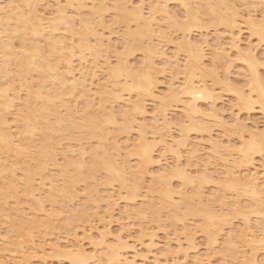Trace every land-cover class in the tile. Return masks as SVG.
<instances>
[{
	"label": "rangeland",
	"instance_id": "rangeland-1",
	"mask_svg": "<svg viewBox=\"0 0 264 264\" xmlns=\"http://www.w3.org/2000/svg\"><path fill=\"white\" fill-rule=\"evenodd\" d=\"M86 1H85V6H86L85 8L86 9L82 8L81 16L84 17V14H85V17L87 18L88 15L86 12H89L88 8H91L92 4L90 1H88V0H86ZM116 1H118V0H116ZM121 1H123V3L121 2L122 4L126 3L123 6L124 8L126 7V9H127V11L125 10V12L131 11L133 9L132 7H135V6L137 7V6H141L144 4L143 8H142V12L144 15H148V12H149L148 10H150V8H151L150 6L154 5V3L153 4L150 3L152 0H142L143 2H141V5H140V0H121ZM154 1L155 0H153V2ZM205 1L206 0L203 1L204 2V4H203V2L201 0H198V1L195 0V3H193L191 5L193 8H196L197 7L196 5H198V7L200 5V8L202 6V8H201L202 11L197 8L199 15L197 13L195 15L197 22H199L201 25H196V24L191 25V27L187 28L186 33H189L191 39H193V40H198V39L200 40L201 38H203L205 36H206L205 37L206 39L208 38L207 41L209 40V43H207V44L210 47L207 45V48H206V46H205V48H204L205 49L204 50V56L205 57L202 60V68H203V64H204L205 69L203 68V70L206 72V74H200L198 71H196V73H199V75L195 74V76H198V77H196L194 79H196L195 81H199L200 76H201V80L202 81L205 80L204 82H205V84H207V86L209 85V87H213V89H212L213 97L210 100L206 99V101H205V99L204 100L203 99L198 100V105H199V108L201 109L200 113H204V111H205V113H207V114H205V113H204V115H202L200 113L199 114L197 113L196 115L190 114V116L193 119L195 118L194 120L197 119L198 121L200 119L199 118L200 116L201 117L204 116V117H202L200 122H201V124H203V126L209 125V127H207L208 132L207 131L205 132V130L204 131L202 130V132H201V130L199 131L198 129H196V127H191V125H189V123H190V120L188 118L189 114H188V116H186V114L188 112H186V114H184V112H183L184 106H183L182 102H175V103L172 102L169 104L168 107H166L167 110L165 113L166 114L165 118L167 120L166 119L165 120H166V122L169 121L170 124H168V122H167L168 127L165 126V124L163 123L164 120L162 119V116H159V117H158V115H157V117L155 116L157 114L155 111L156 107H157V105H156L157 102L154 101L156 99L153 100L151 97L150 98L149 97L148 98L143 97V106L145 109L144 110L145 113H142L143 115L141 113L134 111V110L129 111V114L127 115V119L129 116V118H130L129 122L131 125L128 124L129 125L128 129L126 127L124 128V125H126V124L124 123L125 121H121L122 118H121V120L119 119L121 114L118 115L119 114L118 110H121L122 107H123L122 108L123 110L124 109L129 110L131 100L135 101L137 95H135L136 93L133 91H132L133 93L128 92L127 90L122 88L123 86H121V85L124 83V82H122V79H124V78L120 76L121 80L118 77L116 80V83L118 84V87H120L118 94H120L121 99H118V100L109 99L110 101L108 100L104 103V105L106 107L104 110L105 113L117 111L116 114L114 112L115 121L112 122L114 125H111V122L110 123L107 122L108 125L105 126L106 123H104V127H108V129H106V131L108 132V139L104 140V141L101 140L102 141L101 142V141H98V139H96V138H90L89 136L86 135V133L85 134L84 133L79 134L80 131H78V130H76V131L73 130L72 132H66V131L60 132L59 134L60 135L62 134V136H63V134H64V136H66V133H68L69 137H70V134L73 133L72 138L75 135V138L78 140H74V138L72 139L71 137H70L71 139L70 138L68 139V137H67V139L64 140V138H66V137L63 136L64 137V138L62 137L63 142L58 141V142H60V144L57 142V144L54 145L55 147H53V153L55 154L54 160H52L51 162L46 161L47 165H45L46 167H44L43 171H42L40 169L38 170L37 162H39L43 158L41 157L40 160H38V154H36V151L38 149V153H39V151L41 150V148L43 146L42 143L44 141H46V140H44V141L42 140L43 142L41 141V139H42L41 136H43V133H42V135H40V134L43 131L40 129H36L34 134L33 133L31 134L32 139L30 137H28V136H30L29 134L28 135L24 134L27 136V138H29L31 140V142L29 139L26 138V136H24V135H23L24 137L20 136V133L18 132L19 129L17 127L19 126V124L21 126L22 123L20 122V119L17 122V117L20 118L17 115L19 112L21 113V110L23 112V109H24V112H26L25 111L26 107H24L25 89L23 86H22L23 88L22 87L20 88L17 81H16V83L14 82L15 84H12V85H14V87H12V88L10 87L11 90L10 89L9 90L10 91H12V90L16 91V93L19 95V96L17 95L19 99L16 98L14 101L12 100L13 103L10 106L11 110H10V107H9V109H7L8 111L6 110V113H7L6 114V120H7L6 124H8V125L5 126V130L7 128L6 131H8V132H10V134H12L11 136H13L15 138V139L13 138V140H15V142L18 141L20 137L21 138L23 137L27 142L30 143L29 146H31V144H33L32 145L33 147L30 150L33 153L30 152L27 154V152H26V153L20 154L19 156L18 155L14 156V151H10V152H4V151L1 152L0 151V162H1V164H0L1 169L0 170H2L4 172L3 173L2 171H0V172H2L0 174V183H1L0 184V190L3 189V187L5 186L3 191L1 190V193L3 192V200L2 199L0 200L1 201L0 203L3 204V206H4L3 210H0V217L2 218V219L0 218V220H1L0 221V255L2 254L0 256L1 257L0 260H3L5 257V260L7 259L6 262L8 264H12V260L15 263H16V261H18L17 264H20V263L21 264H69V260H68L67 256L65 255L64 251L72 250V249L74 250L76 247L80 246L81 248H83L85 250L86 254H88L90 256V259H88L85 264H101V263L103 264V262L106 261V259L104 257H102V260L99 259V262L97 259L99 257V255L101 254V251L103 250V246L104 247L106 245L116 246L118 243L122 242L126 246V248L123 250L124 257L127 258V260L131 259L129 261V262H131V264H149V263L154 264L155 262H157L158 264H167V262H168V264H170V263L171 264H195L194 262L197 259V256H198V260H201L200 261L201 264H249L246 261L243 262V260L245 259L243 254L245 255V251H246V255H249V256H252V254L254 255L255 261H254V263H251V264H264V245H261L260 246L261 248H259L257 250V252L256 251L254 253L251 252L252 254H250L249 249H247V247L245 249V247L242 246V243H240L238 241V239L235 237L238 235V232L240 231L241 228L243 229V227L245 228L247 226V223L249 226L251 225V229L255 234H259L261 232V229H264V184H263V181H264L263 180L264 179V147H263V152L261 153V155L260 154H254L252 156L253 161H252L251 165L244 166V167L241 165L239 167L236 164L239 161V158H238L239 155L237 154L238 148L239 149L241 148V141L246 140L248 138V131L256 130L257 132L258 131L261 132V130H262L264 132V114H263V112L259 111L258 108H255L251 111H247L245 109L240 110L238 108V102L236 99L237 96L235 93V90H236L235 88H237V89L240 88L241 90H242V88H244V93H248V90L251 87L250 85H248L249 84L248 81H251V79H250L251 69L249 66H247L246 61L239 59L240 58L239 55L236 56L237 51H238L235 48V47H237V46H235L236 44H239V46H238V48L240 47L239 50L241 49V47L243 48L241 50H244L245 46H247V45L250 46L251 44H252L251 46H254V47L256 46V48H255L256 51L254 50V52H255V55L257 53V56H258L257 58L260 60V62L257 61L258 65L254 66V68H255L256 72H258L259 75L264 79V40L262 41V43L261 42L258 43L257 42L258 40L256 39V37H254L251 34L249 35L250 31H249V29H247L248 25L246 23L247 22V20H246L247 14L250 12L252 13V14L250 13V16H252L253 18H255V17L259 18L261 16L260 11H264V8H263L264 6H262V5H264V0H262V2H261V0H256V1H258L255 5L256 10L254 9L255 10L254 11L253 7H252V9L250 8L251 10H249V9L247 10L248 13L246 11L247 8H245V6H243V5L241 6L240 2H243V0H241V1L240 0H227V1L225 0V3L228 2V4H225V6H223V4H222L223 9H222V7H221V9H222V11L224 10V14H225V10H226V16H228L227 22H228V20H231L230 22L232 24H234V26H235V28L233 30V34L230 31H228L229 27L222 24V23L226 22V20H225L226 17H225V19H223V17L221 15H219L220 12L218 14L219 16L217 15L216 12L215 13L211 12L213 17H212V15H210V13H208V12H210V11H208L209 3H215V1L217 2V0H209L210 2H205ZM251 1H255V0H251ZM9 2H10V4L11 3L17 4L18 0L15 1V3L12 2V0H1L0 1L1 4L2 3H3V5L5 4L3 6V7H5V9L11 8L12 4L10 5ZM88 2H90V3H88ZM113 2H114L113 0H105V2L103 3L102 6H104V4H106L104 6L106 11L105 10H104V12L101 11V17H102V21L106 22V24L105 23L104 24L107 25V28L109 29V27H110V29L112 30V32L114 31V33H112L111 30L109 29L110 34H111L110 35L108 29L103 28V30H102V28L100 29L99 27H97L96 31L99 32V34L102 33L101 34L102 36L104 33V36L107 39L109 37V40L107 41L108 42L107 45L108 44L112 45L113 48L116 47L119 50V52H122L123 47L119 46V45L122 44L124 46V44H123L124 41L123 40L121 41L120 33H123L122 30H124L126 28L125 27L126 23H125V25H123L122 23L118 24L117 22H116L117 24H113L115 22L112 23V21L114 20L113 16H115L114 15L115 10H114V7L112 6V4H114ZM178 2L179 1L170 0L167 3L168 5L167 4L166 5H167V8L169 7L168 8L169 12L170 11L173 12L171 15L174 16V15L178 14L177 19L179 18L180 21H182V23H183V21L186 19V18L184 19V12H185L184 10L185 9H184L183 5L180 2H179L180 3L179 4ZM260 2H261V4H259ZM54 3H55L54 0H40V1L37 0V2H36L37 7L35 6V10H37L36 12L38 13L39 16H41L40 14L43 13L42 14L43 17H46V19L50 18L54 14L53 13L54 12L53 8L55 7ZM198 3H200V4H198ZM218 3H220V2H217L215 4H218ZM231 3H233L232 7L230 6ZM8 4L10 5L9 7H8ZM86 4H88V5L90 4V5L88 6ZM94 4L97 6L98 3L94 2ZM204 5L206 7H204ZM220 5L218 7H220ZM204 8L206 9V11ZM261 8H262V10H261ZM50 11L52 14H50ZM39 12H41V13H39ZM221 13L223 14V12H221ZM158 14L156 13L154 15L155 19L152 20L153 23L151 22V26H153V27H150V33H151V31H154V32L149 34L150 38H147L148 35L143 36L141 38V41L144 44H147V43L151 44V43H155V42L158 44L159 42H162V43H159L160 46L159 45L158 46L160 47V49L162 51L165 52L166 56H164V57L162 56V58L159 56L158 57L152 56V58H151V61H152L151 72L153 71L154 64H155L154 71L156 70L155 72H158V74L157 73L153 74L154 71L151 73L154 80H155V78L158 79V80L156 79L157 83L154 85V89H155L154 93H156L157 95L158 94L161 95L163 93L166 94V87H168V85L171 83L169 79H172V77L174 79L175 85H177V84L180 85L181 81L182 82L184 81V79H185V76H184L185 69L184 68H185L186 63H187L185 61H187V59H188V58L186 59V57H187L186 55L188 52L185 48H184L185 49V51H184V50H181L183 47L180 49V47L177 46L181 42L180 39H182V37H180L181 32H180L179 28L177 27V25H175V23L173 24V21H172V24H173L172 25L170 23V21H168V20H170L169 18L168 19L166 18V21H167L166 22L165 21V17H166L165 14L164 15L163 14L161 15L160 13H158ZM180 14L182 15V17ZM96 16L97 15L94 16V21H95ZM99 16H100V14H99ZM99 16H98V19H99ZM216 16L218 18L222 17L223 22L221 23V21H220L219 22L220 24H218V23L216 24L217 20L215 19V23H212V20L210 21V19L211 18L213 19L214 17L216 18ZM91 17L92 16H90V18ZM162 17H164V18L162 19ZM219 19L221 20V18H219ZM232 19L234 21H232ZM263 19H264V16H263ZM96 20H97V18H96ZM129 21L127 23L128 26L130 25L129 28L135 29L136 23L133 24V21L130 19H129ZM202 21H203V23H201ZM230 22H228V23L231 24ZM168 23L170 26L168 25ZM204 23H205V25H204ZM229 24H228V26H229ZM62 25L63 24H61V26ZM76 25H78L77 24V17H76ZM58 26H60V25H58ZM61 26L59 28L63 29L64 25L62 27ZM94 26H95V24H94ZM140 26H142V25L140 24L138 27L140 28ZM94 28H96V26ZM177 28L179 31L177 30ZM227 28H228V30H227ZM104 29L106 31H104ZM151 29H153V30H151ZM56 30H58V27ZM98 30H100V31H98ZM62 32L63 31H60V29H59V34H57V36L66 33V31H64L63 33ZM55 33H58V32L55 31ZM230 33L233 35V37H231L232 35ZM152 34L154 35V37L152 36ZM65 35H67V33ZM234 37L236 39V42L233 40ZM106 38H103V40H104L103 46L101 47V49L99 48V54L100 55H99V59H98V63H97L98 67L96 68L97 70H95L96 75H95V77H93V79L88 78L92 82L91 83L88 80L89 83H91V85L86 83L87 86H90L89 88L92 90V91H90L92 98L90 97L89 100L90 99H92L91 101L94 100L92 102L94 104V107L89 106L86 108V106L84 104V100H85L84 98L85 97L84 96L82 97L80 95L78 97V94H80L79 93L80 91L79 92L77 91L78 94L76 92V93H73V95L65 97L67 100L70 101V102L69 101L68 102L71 103L72 106H74V104H75L74 107L76 109V112L79 111L78 112L79 116H80V114L81 115L83 114L86 118H89V117H92L93 116L92 114L97 111L96 110L97 107H96L95 103H97L99 100V92L101 89L100 86H102V84L106 80V66L103 64L104 63L103 57L105 55L104 49L107 47L106 42H105ZM151 38H152V40H151ZM169 38L170 39L172 38V39L168 41L167 39H169ZM218 38H219V41H218ZM231 40L236 44L234 45V43H232ZM149 41H153V42H149ZM14 42H15L14 44L17 43V41H14ZM229 42H230V44H229ZM114 43L116 45L115 47H114ZM216 43L219 44L220 46L216 45ZM231 43H232V45H231ZM255 43H257V44H255ZM230 45H231V47L234 45L235 46V47L233 46L234 49H233V47L231 48ZM15 47L16 48L18 47V43L16 44ZM116 48L114 49L115 52L118 51ZM212 50H214V51H212ZM218 51L220 52L218 54V57L223 56V58H218V57L216 58ZM221 51L225 52V55H223L224 53ZM115 52H109L108 53V55H110L109 61H110V63H112L111 65H113L116 62L115 61V54H116ZM85 53L88 55L87 51ZM214 53L216 54L215 56L213 55ZM143 56L144 55H143L142 51L136 50L127 56L128 63H130V65L133 67H137L136 65H138L139 62L144 60ZM88 58L91 61V57H87V59ZM73 59L76 60L77 58H73ZM75 60L73 61V65L75 67H78L79 63H77V61H75ZM89 60L87 63L81 64V67L82 66L84 67V65H85L88 68ZM169 63L173 66H171ZM184 64H185V66H184ZM90 67H91V64H90L89 68ZM11 68H14V67H11ZM159 71L160 72L162 71V72L160 73ZM182 72H183V74H182ZM33 73H32V76L34 77L33 79L36 80L37 75H36V73H34V74ZM76 73H78V72L76 71ZM214 73L216 74L215 77H218V79L216 78L217 79L216 81L214 80L215 77H213ZM258 73H257V75H258ZM154 75H155V78H154ZM225 77H226V79H224ZM261 77H260V79H261ZM124 81H125V79H124ZM227 81L229 83L226 84ZM172 82H173V80H172ZM2 83H3V81L1 82V84ZM94 87H96V88H94ZM98 88H99V90H98ZM156 89H157V91H156ZM93 92H94V95H93ZM253 94L255 95V93H253ZM8 95L10 97H12L13 94L11 92H8ZM93 96H94V99H93ZM185 98H186V96H182L181 100L186 101ZM214 99H215V101H214ZM185 101H183V102H185ZM211 101L214 104V108L217 111L218 110L220 111V112L218 111V113H220V115L214 111V116H215V114H218V115H216V116H219L218 119L221 118L223 120L222 126H219V122L220 121L222 122V120L219 119L220 121L217 123V120H218L217 117L215 116L216 117L215 118V117H213V114L211 115V112H213L212 111L213 106L211 107V105L209 104V103H211ZM76 102L77 103L79 102V103L77 104ZM114 102H117V103H114ZM71 104H69V107L71 106ZM98 105L99 104H97V106ZM19 106H21V107H19ZM22 106H23V109H21ZM72 106H71V108L73 109L74 107H72ZM79 106H80V108H79ZM119 106H121V108ZM208 107H210L211 110L208 109ZM93 108H95V109L93 110ZM117 108H119V109L117 110ZM52 110H53V108H52ZM202 110H203V112H202ZM74 111L75 110H73L72 112L77 116L76 118L78 119V115ZM16 113H17V115H16ZM20 113H19V115H20ZM63 113H65V111H63ZM14 116H15V118H14ZM205 116L208 118H205ZM234 116H236L237 118H235ZM12 118H14V121ZM49 119L50 120L53 119L51 115L49 117H47L46 120H49ZM79 119H80V117H79ZM79 119H78V121H79ZM44 120L45 119H42L41 121L43 122ZM46 120L44 121L45 124H47ZM153 120H155V121H153ZM156 120H157V122H156ZM202 120L203 121L205 120V125H204V123H202ZM198 121H197V123H198ZM50 122H52V120ZM191 122H192V119H191ZM224 122L227 124L226 127H224V125H225ZM237 122H238V125H237ZM239 122H240V124H242L241 127H240ZM15 123L17 125H15ZM126 123H128V121ZM162 123L164 126L162 125ZM243 124L245 125V127L243 126ZM181 125L184 127V129L185 128L187 129L188 126L190 129L189 130L185 129V131H184V129H182L183 127ZM220 125H221V123H220ZM8 126H10L11 128ZM141 127H143L144 129ZM247 127H249L250 130H249V128L247 129ZM191 128H193V129H191ZM194 128L196 129L195 131H194ZM8 129H10V131ZM110 129H111V133H112V131L115 130L116 133L113 132V134H116L118 136L117 137H116V135H115V137H114V135L112 136L109 132ZM141 130H143V133L147 137V140L155 145L153 148V152H152V155L154 157L153 159H155L153 161H155V162H154V164L152 163L148 166L146 173L143 174L142 177L140 176V180H139L140 185H139L138 190H136V192H134V194L136 196L133 198V200L128 201L125 199L127 196V193L125 192L124 189L120 188L118 182H113L111 184H107L106 180H105L106 174L104 175L105 171L103 173V170H100V171L98 170V171H96V173L93 176L92 175H91V177L89 176V178H88V175H87V177L83 178V176H84V173H83V176H82L83 179H79V181L78 180L75 181V184H73V187L70 191L71 196L69 195L71 197V199L65 198L64 199L65 202H61L60 200H62V199L58 200L56 198V203H53L51 201H50L51 203L49 202V197H50V193L48 191L49 186H45V184L43 186V184H41V183H43V182L47 183L48 179L50 180L51 177L52 178L54 177L53 179H55V180H53V181L55 182L58 179L57 184H61L63 186V184H62L63 181L61 179H63L64 176L62 177L60 175L61 171L58 170V169H62L61 166L63 167V165H62L63 163H61V161L63 162V159H62L63 155L66 154V156L67 155L71 156V158L74 160L75 157H77V156L74 153L73 154L75 155V157H74V155L72 156V152H71L72 149H74V152H75V149L80 150V148L81 149L83 148L89 152V150H92L95 148L96 151L99 150L98 152H100L102 149H101V147H98V146L101 145L100 143H102V144L104 143L103 145L108 146L109 153L111 155H113V157L116 159V161L118 163H122V162L126 161L125 162L126 164H129L130 166H133L134 168H136V166H137L136 164L138 163V159H137V157H135L133 155L131 156L130 152H131V148H133V146H134V143L137 142L136 139L138 138L137 136L139 135V132H141ZM82 131L85 132V130H82ZM75 133H77V134H75ZM77 135H80V137L82 135V137L79 138V136H78V138H77ZM83 136H85V138ZM160 136H164V139L166 142L165 145H163L159 141ZM37 137H38V139H37ZM262 137H263V135H262ZM242 138H243V140H242ZM212 139L213 140L216 139L215 142H217V140H218V142H220V144L222 145L221 148L220 147H219V149L217 148L219 150L218 152L216 149L212 150V147H211V143H213L211 141ZM261 140H263V139H261ZM209 142H210V144H209ZM263 142H264V140L262 141V143ZM47 143L48 142L45 143V146L47 145ZM69 143H71V144H69ZM78 144H79V146H77ZM40 145H42L41 148H40ZM111 145L117 146V149L110 148ZM62 146H64V147H62ZM164 146H166V147H164ZM226 146L229 147V149H227V153H226V149H224V147H226ZM263 146H264V144H263ZM78 147H80V148H78ZM39 148H40V150H39ZM167 148H169L170 150ZM65 149L71 150L70 153ZM34 150H35V153H34ZM62 150H63V154H62ZM193 150H195V151H193ZM64 151H66V152L64 153ZM76 152H78V150ZM86 154H85L84 158L86 157ZM226 154H228V155H226ZM21 155H22V157H21ZM31 155L34 156V158H33L34 160L30 159L31 157H33ZM175 155L177 156V158ZM191 156H192V159H191ZM23 157L27 161L24 160V162H23ZM39 157H40V155H39ZM89 158H90V156L88 153L87 157L85 158V161H86V159H89ZM221 158H224L223 161ZM29 159H30V162H29ZM176 159H179L178 163H177ZM31 160H33V161H31ZM34 161H36V162L34 163ZM53 161H55L56 163L55 162L53 163ZM174 161H175L176 165H175ZM25 162L28 163V164L26 163V165H28V166H24ZM57 162H58L59 166H58ZM179 162H181V164H183V165H185V163H186L185 167H188V169H190L189 170L190 172L193 171V173H191V175H194V178H197L199 180V178L203 179L202 176H204V178L206 176L205 181H203L202 184L200 183L201 187H199L200 191L202 192L201 198H196V196L193 195V191L195 190L194 187H196V186L198 187V185H199L196 182V179H194L193 184L190 183L189 185L188 184L186 185V183H184L181 180V178H178L177 176H173V175L170 176L171 175L170 173H169L170 175H168V172L170 170V168H168V167H171V169L175 168V167H173L172 164H174V166H180L181 164ZM187 162L190 165V168H189V166H187L188 165ZM234 162H235V166L233 165ZM29 163H31V164H29ZM165 163H166V165H165ZM228 164H229V166H228ZM52 165H55V166L53 167ZM164 165L165 166L168 165V166L165 167ZM169 165H171V166H169ZM2 167H3V169H2ZM160 167H162V168H160ZM30 168L32 169V171L30 170ZM68 168L69 167H67V170H68L69 176H70V173H71L70 170L73 168L72 167H70L69 169ZM167 168H168V170H167ZM204 168H205V170H204ZM227 168H228L227 171H230V170L233 171L234 175L236 174V176H238V177L247 176V175H252V176L258 177V182L260 181L258 183L260 185V187L258 185V190L260 191L259 192L260 195L258 193V195L255 198V196L251 197V194L247 191H246V193H244V190H238V191H235V193H234V190L232 191L229 188L221 187L218 181L223 179L225 169H227ZM161 169L162 170L164 169L165 171H162ZM25 171L28 172L27 174H29V171L31 172L29 176L31 177L30 182L32 184V188H34V185L36 186L33 190V192H35L34 197L37 196L36 198H38V195H39L38 189L41 191L40 186H43V189H45V191H44L45 194L42 193L43 191H41L40 195H39L40 197H43L42 199H40V200H42V203H43V210L44 211H42V212H38V211L36 212V210H34L31 207L32 203H33L32 200L34 197L30 198V196L29 197L27 196L28 198H26V195H24L22 193V192H24L23 187H25L24 181L27 179V177H26L27 174H25ZM40 171H41V173H40ZM160 171L162 174H164V173L167 174V181L169 178V181H168L169 182V188H170V190H173V191H171V192H173V194H172L173 197H171L170 200H172V203L173 202L174 203L176 202L177 204L180 203L179 205H180V207H182V208H180V211H178L179 217H176L177 212L172 211V208H171L169 203H166V205L163 208L158 210V208L160 207L161 200L159 198L158 193L153 192L151 190L150 186L152 185L151 181L154 180V177L156 175L157 176L161 175ZM249 172H250V174H249ZM252 172H253V174H252ZM73 173L74 172L72 170V176H73ZM204 173H207L210 176H208V178H207V175L206 174L204 175ZM43 174H45V176ZM22 175L25 176V178H26L25 180L23 179L24 181L22 179H19V178H23ZM85 176H86V174H85ZM127 176H128V178L131 179L130 173H127ZM211 176L213 178H209ZM67 177H68V175H67ZM3 179L5 182L3 181ZM11 179H13L16 182V187H15L14 191L9 187V182H10L9 180H11ZM33 181H34V183H32ZM58 181H59V183H58ZM129 182L131 183V181H129ZM17 183H18V185H17ZM21 183H22V186H21ZM39 183H40V185H39ZM49 183L50 182H48V185H49ZM261 184H262V186H261ZM19 185L21 187L18 188ZM16 189H18V190H16ZM35 189H37L36 191L38 193H36ZM96 190H98V191H96ZM15 191L17 192L18 196H17V194H15ZM47 192L49 193V197H48ZM36 194H38V195H36ZM109 194L112 197L109 198L108 197ZM58 195H59V193H58ZM181 195H182V198H181ZM19 196L21 197V200H20ZM186 196H187V198H186ZM188 196H189V198H188ZM92 197L94 199H97V202L92 201L91 200ZM16 198H17V201H16ZM58 198H59V196H58ZM46 199H47V201H46ZM208 199H210V201ZM4 200H5L6 206L4 205V202H3ZM19 200H20V202L18 204L17 202ZM180 201H182L185 204L186 208H187V206H191V207H193V206L198 207L200 205L202 206V204H206V202L208 203V201H209V203H211L213 210L216 213L224 215V217H225L224 222H222L220 220H216V219L214 220L215 222L219 223L221 228H222L220 231H218V233H216V230L213 226L208 227L209 231H211V232L215 231V233L217 235L215 237L216 238L215 243L209 244L207 242V235L201 230L202 226H203V214H201V213H197L195 215L187 214V211L184 209V206H182L183 203L181 204ZM255 201L259 203L256 205L257 207H255V204H254ZM52 203H53V205H51ZM62 203H64V204H62ZM151 203H153L152 204L153 207L151 206ZM54 204H56V205H54ZM246 206H248V207H246ZM1 207H2V205H1ZM53 208L55 211L53 210ZM61 208H62V210L60 212ZM63 208H65L64 209L65 211L63 210ZM13 209H14V211H13ZM155 209L158 211L152 212ZM256 209L258 211H256ZM17 211H19V212H17ZM56 211H58V212H56ZM3 213H4V215H3ZM17 213L20 215H18L16 217ZM48 214H50V215H48ZM244 215H246V216H244ZM6 216L8 217V219ZM18 217H19V219H18ZM24 217H25V221L29 220V223L32 222V221H30L31 218H32V220L37 221L38 223L34 222L35 223V224L33 223L34 226L32 224L27 226L26 224H28V223H26L27 222L26 221V222H24V225H26V226H24L22 224V222H19V221H24V220H22V219H24ZM244 217H247L249 221L245 220L246 218L244 219ZM16 220L17 221L19 220L18 223L20 225H18ZM42 222H44V224ZM244 224H246V225L244 226ZM20 226H22L24 228L25 227L30 228V226H31V228L32 227H34V228L31 229L32 231H30L29 234L25 233L27 235H23V237H22L20 234L23 231L22 230L20 231V229H19ZM9 230L11 231V234H10ZM13 231H14V233H13ZM15 231H17V232H15ZM105 231L107 232V234L104 237V244L103 243L97 244L100 242V235L103 232L105 233ZM8 233L10 234V236ZM230 233L232 236L230 235ZM4 236H5V238H4ZM190 236L192 238H190ZM151 237H152V240L154 242L153 245H150V238ZM227 237H229V239L232 237L231 239L234 240V242H235V247H233V248L229 247L230 248L229 250H228V248H227V250H225L226 246H228L226 244L227 243L226 242ZM1 240H3V241H1ZM180 241H181V244L183 246L180 244ZM14 242H16V243H14ZM18 242H20L19 244L21 246L18 245ZM53 244H55V246L57 245V250H54L53 248H51V245L54 246ZM95 244H97V245H95ZM179 244L181 246L180 248L177 247V245H179ZM17 245H18V247H17ZM185 251H186V253H185ZM94 255H96V256L91 258V256H94ZM154 260H155V262H153ZM166 260H167V262H166Z\"/></svg>",
	"mask_w": 264,
	"mask_h": 264
},
{
	"label": "bare ground",
	"instance_id": "bare-ground-1",
	"mask_svg": "<svg viewBox=\"0 0 264 264\" xmlns=\"http://www.w3.org/2000/svg\"><path fill=\"white\" fill-rule=\"evenodd\" d=\"M15 1H17V0H12V2H14V3H15ZM35 1L37 2V0H18L17 4L15 3L16 5L12 4V3H11L12 5H11L9 2V4L11 5V8H9V9H5V7H3L5 4L3 5V3L2 4L0 3V151L1 152H3V151L4 152L14 151V156H17V155L19 156L20 154L26 153V152H27V154L30 153L31 152L30 150L33 147L32 146L33 144H31V146H29L30 143L27 142L23 138L24 136H26L24 134H27V135L29 134L30 136H28V137H30L32 139L31 134L32 133L34 134L36 129H40L43 131L40 134V135H42V133H43V136H41V138H42L41 141L42 140L43 141L46 140V141H44V142L42 141L44 144L41 142L44 147L42 145H40V148H41V146H42V148H41V150L39 148V150H40L39 153H38V149H37L36 154H38V160H40L41 157L43 158L39 162H37L38 170L40 169L43 171V168L46 167L45 165H47L46 161L51 162L52 160H54V156H55V154L53 153V147H55L54 145H56L58 141L63 142L62 137L64 136V134L62 136V134L61 135L59 134L60 132H65V131L66 132H72L73 130H75V131L78 130V131H80L79 134H81V133L85 134L86 133L87 136H89L90 138H96V139H98V141L107 140L108 139V132L106 131V129H108V127H104V123H106L105 126L108 125L107 122H109V123L111 122V125H114L112 122L115 121V115H114L115 111L105 113L104 110L106 107H105L104 103L106 101H108L109 99H114V100L121 99L120 94H118L120 87H118V84L116 83L117 78L118 77L120 78V76L125 79V81H124V79H122V82H124L121 85V86H123L122 88L127 90L128 92L133 91L136 93L135 95H137L136 100L134 99L135 101L131 100L129 110H125V109L123 110L122 109L123 107L121 108V106H119L121 108V110H118L119 108H117V110L119 111L118 115L121 114L119 119L121 120V118H122L121 121H125L124 123L126 125H124V128L126 127L128 129L129 125H131L129 122V119H130L129 116L127 119V115L129 114V111L134 110V111L141 113V114L145 113L144 112L145 109L143 106V97H147V98L151 97L153 100L156 99L154 101L157 102L156 103L157 107L155 110L157 114L155 116L156 117H157V115H158V117L162 116V119L164 120L163 123L165 124V126H167V122H168V124H170L169 121L166 122L167 119L165 118V116H166L165 113L167 110L166 107H168L169 104L172 102L173 103L182 102V104L184 106L183 107L184 108V111H183L184 114H186V112H188L186 114V116H188V114H189V117H188L190 120L189 125H191V127H196V129H198L199 131L201 130V132H202V130L203 131L205 130V132L206 131L208 132L207 127H209V125L203 126V124H201V122H200L202 117H204V116H202V117L200 116L199 121L196 119L198 121V123L196 120H194L195 118L193 119L190 116V114L196 115L197 113L199 114L201 112V109L199 108V105H198L199 99L200 100L205 99V101H206V99L210 100L213 97V95H212L213 87H209V85L207 86V84H205V82H204L205 80L204 81L201 80V76H200V80L198 79L199 81H195L196 79H194V78L198 77V76H195V74H198V75H199V73L200 74H206V72L203 70V68L205 69L204 64H203V68H202V60L205 57L204 56V50H205L204 48H205V46L207 48V45H208L207 43H209V40L207 41L208 38L206 39L205 35H204L205 37L201 38L200 40L198 39L199 40L198 41V40L191 39L190 34L186 33L187 28L191 27V25H195V24L201 25L199 22H197L195 15H196V13L197 14L199 13L198 9L201 10L202 6L200 8V5H199V7H198V5H196L197 7L193 8L191 5L193 3H195V0H175V1H179L185 9L184 10L185 11L184 12V19L185 18L186 19L183 21V23H182V21H180L179 18L177 19L178 14L173 16V15H171L173 12H171V11H170L171 13L169 12V10H168L169 7L167 8V5H168L167 3L170 0H155L154 2L152 0L150 3H152V4L154 3V5L153 6L149 5L151 8H150V10L147 9L149 11L148 15H144L142 12V8L144 5V4L141 5V2H143L142 0H140L141 6L132 7L133 9L129 12H125V10L127 11V9H126V7L125 8L123 7L124 4H126V3L122 4L123 1H121V0H118V1L113 0L114 1L113 3L115 5L112 4V6L114 7V10H115V12H114L115 16H113L114 20L112 21V23L113 22H115L113 24L122 23L123 25H125V23H126V25H127L129 19L133 21V24L136 23L135 29L129 28L130 25L129 26L125 25L126 28L124 30H122L123 33H120L121 41L122 40L124 41L123 42L124 46L122 44L119 45V46L123 47V51L119 52V50L115 47L116 45L114 43V47L118 50V51L116 50L118 53L115 52V50H114L115 48H113L112 45H109V44L107 45V43H108L107 41L109 40V37L107 39L104 36V33L102 36L101 35L102 33L99 34V32L96 31L97 27H99L100 29L102 28V30H103V28L108 29L107 25H105L106 22L102 21V17H101V11L104 12V10H105L104 6L106 4H104V6H102L103 3L105 2V0H96V1L95 0H88L91 2L92 5H91V8H88L89 12H86L88 15L87 18L85 17V14H84V17L81 16L82 8L84 9L86 7L85 6L86 0H54L55 7L53 8L54 12L52 11L54 14H53V16L51 15L52 17L47 18V19H46V17H43V15H42L43 13L40 14L41 16L38 15V13L36 12L37 10H35V6H36ZM196 1H198V0H196ZM201 1L203 2L204 0H201ZM90 2H88V3H90ZM94 2L98 3L97 6L94 4ZM205 2H210V1L206 0ZM217 2H220V3H218L219 5L221 4L220 7H218L219 6L218 4H215ZM217 2L215 1V3H209L208 11H210V12H208V13H210V15H212L213 12L214 13L216 12L218 15L220 12L219 15H221L223 17V19H225V17H226V19H225L226 22L224 21L225 23H222L223 22L222 17H219V18H221V20H220L217 16H216V18L215 17L213 19L211 18L210 21L212 20V23H215V19H216L217 20L216 24L217 23L220 24L219 22L221 21L222 24L229 27V30H228V28H227V30L233 34V30H234L235 26H234V24H232L230 22L231 20H228V22H230L231 24H229L227 22L228 16H226V10H225V14H224V10L222 11V9H223L222 4H223V6H225V4H228V2L225 3V0H217ZM257 2L258 1H256V0L255 1L243 0V2H240V3H241V6L243 5V6H245V8H247L246 9V11H247L248 9L251 10L252 7L254 10L256 8L255 5ZM261 2H262V0H261ZM261 2L259 4H261ZM9 4H8V7L10 6ZM198 4H200V3H198ZM203 4H204V2H203ZM232 4L233 3L230 4L231 7H232ZM86 5H88V4H86ZM262 6H264V5H262ZM204 7H206V6L204 5ZM221 7H222V9H221ZM261 10H262V8H261ZM205 11H206V9H205ZM221 12H223V14ZM260 12H261V14H260L261 16L259 18H257V17L253 18L252 16H250L251 12L248 13V11H247L248 14L246 17L247 18L246 23L248 25L247 29H249V31H250L249 35L251 34L254 37H256V39L258 40L257 41L258 43H260V42L262 43V41L264 40V19H263L264 11H260ZM39 13H41V12H39ZM156 13L157 14L160 13L161 15L165 14L166 15L165 21H166V18L167 19L169 18L170 20H168V21H170L171 24L173 21V24L175 23V25H177V27L179 28V30L181 32L180 37H182V39H180L181 42L177 46L180 47V49L183 47L181 50L185 51V49H186L188 52L186 55L187 56L186 59L187 58L188 59H187V61H185V62H187L186 66L184 64V66H185V68H184L185 69L184 81L183 82L181 81V84L179 83L180 85H178V84L175 85L174 79L172 77V79H169L171 83L170 84L168 83L169 85L167 84L168 87H166V94L163 93L161 95H159V94L157 95L156 93H154V91H155L154 85L157 83V81H156L157 78H155V75H154V78H155V80H154L153 76L151 74L155 68V64H154L153 71L151 72V69H152L151 68L152 67L151 58H152V56H157V57L159 56L161 58H162V56L163 57L166 56L165 52L162 51L159 47L160 46L159 43H162V42H159L158 44L156 42L151 43V44H149V43L144 44L141 41V38L143 36L148 35L149 37L147 36V38H150L149 34L154 32V31H151V33H150V27H153V26H151V22H152V20L155 19L154 15ZM50 14H52L51 11H50ZM99 14H100V16H99ZM95 15H97L96 16L97 20L95 18V21H94ZM90 16H92V17L90 18ZM98 16H99V19H98ZM76 17H77V24L78 25H76ZM181 17H182V15H181ZM212 17H213V15H212ZM163 18L164 17H162V19ZM232 21H234V20L232 19ZM201 23H203V21ZM227 23L229 24V26ZM61 24L64 25V26L62 25L63 29L59 28L61 26ZM94 24H95L96 28H94L95 27ZM140 24L142 26H140V28H139L138 26ZM58 25H60V26H58ZM168 25H169V23H168ZM204 25H205V23H204ZM57 27H58V30H56ZM178 28H177V30H178ZM59 29H60V31H63V32L66 31L67 35H65L66 34L65 33V34L57 36V34H59ZM105 29H104V31H106ZM109 29H110V27H109ZM109 29H108V31H109ZM151 30H153V29H151ZM55 31L58 33H55ZM98 31H100V30H98ZM111 32H112V30H111ZM112 33H114V31ZM109 34H110V31H109ZM152 36L154 37L153 34H152ZM231 37H233V35ZM103 38H106L105 42L107 45V47L104 49L105 55L103 57L104 58L103 64L106 66V80L104 81L102 86H100L101 89L99 92V100L97 103H95L96 107H97L96 108L97 111L92 114L93 115L92 117L86 118L83 114L82 115L80 114V116H79V114H78L79 111L76 112V109L74 107L75 104H74V106H72V104L69 103L70 101L67 100L65 97H68L70 95H73V93L80 91L79 92L80 94H78V92H77L78 97H79V95L82 97L83 96L85 97L84 98L85 99L84 104H85L86 108L89 106L94 107V104L92 103L94 100L93 101H91L92 99L89 100V98L91 97L90 91H92V90L89 88L90 86H87L86 83L91 85L92 82L89 79L90 78L93 79V77H95V75H96L95 70H97L96 68L98 67L97 63H98V59H99V55H100L99 54V48L101 49V47L103 46V41H104ZM171 39L169 38L167 40L169 41ZM151 40H152V38H151ZM233 40L236 42L235 37L233 38ZM14 41H17V43H18L17 48L15 47L17 43L14 44L15 43ZM218 41H219V38H218ZM149 42H153V41H149ZM232 43H234V42L232 41ZM232 43H231V45H232ZM229 44H230V42H229ZM235 44L236 43H234V45ZM255 44H257V43H255ZM216 45H219V44L216 43ZM231 45H230V47H231ZM251 45L245 46V48L246 47L247 48L246 49L244 48V50H241V49H243L242 47L239 50V48H240V47L238 48L239 44L235 45L237 47L234 46L238 50V51L236 50L237 51L236 56L239 55V57H240L239 59L246 61L247 66H249L251 69V71H250L251 72V75H250L251 81H248L249 82L248 85H250L251 87L248 90V93H244V88H242L243 91L240 88L239 89L235 88L236 90L235 89L234 90H235V93L237 96L236 99L238 102V108L240 110L245 109L247 111H251L255 108H258V110L263 112V114H264V79L259 75L258 72H256V70L254 68V66L258 65L257 61L260 62V60L257 58L258 57L257 53L255 55V52H254V50L256 51V49H255L256 46L254 47ZM234 47H233V49H234ZM136 50L143 52V55H144L143 59L144 60L141 61L142 60L141 59L140 60L141 62H139L138 65H136L137 67H133L130 65V63H128L127 56ZM86 51L88 52V55L85 53ZM212 51H214V50H212ZM109 52H115L116 53L115 54V61L116 62L113 65H111L112 63H110V61H109V56H110V55H108ZM221 52H223V51H221ZM219 53L220 52L218 51L217 55L215 53L213 55L214 56L216 55V58H217ZM223 53H224L223 55H225V52H223ZM87 57H91V61L89 60V58L87 59ZM73 58H77V59L75 60ZM218 58H223V56L218 57ZM74 60L77 61V63H79L78 67H75L73 65ZM88 60H89V66L91 64V67L89 68V66H88V68H87V66H85V65H84V67L83 66L81 67V64L87 63ZM171 66H173V65H171ZM11 67H14V68H11ZM76 71L78 73H76ZM155 71L153 72V74H155V73L158 74V72H155ZM196 71H198L199 73H196ZM33 72L36 73V75H37L36 76L37 79L35 78L36 80L33 79L34 78L32 76ZM257 73L259 76L257 75ZM182 74H183V72H182ZM215 76H216V74L214 73L213 77H215ZM260 77H261V79H260ZM216 78L218 79V77H215V79H214L215 81L217 80ZM224 79H226V77ZM88 80L91 83H89ZM120 80H121V78H120ZM172 80H173V82H172ZM2 81H3V83L1 84ZM16 81L18 82L20 88L23 86L25 89V95H24L25 98L23 97L25 103L24 102L23 103H24V107H26L25 108L26 112H24V109L22 106L21 109H23V112L25 114L22 112L21 109H20L21 113L19 112L20 115H19V113H18V115L16 113V115L20 117V118L17 117V122L20 119V122L22 123L21 126L19 124V126L17 127L19 129L18 132L20 133V136H23V135L24 136L22 138L20 137L19 140L17 139L18 141L15 142V140H13L14 137L11 136L12 134H10V132L6 131L7 128L5 130V126L8 125V124H6L7 123L6 110L9 109V107L11 106V104L13 103V101L16 98L19 99L18 98L19 95L16 93V91H14V90L10 91L11 88L14 87V85H12V84H15ZM227 83H229V82L227 81L226 84ZM94 88H96V87H94ZM98 90H99V88H98ZM156 91H157V89H156ZM8 92H11L13 94L12 97H10L8 95ZM253 93H255V95ZM93 95H94V92H93ZM182 96H186V98H185L186 101L183 100L186 103L181 100ZM93 99H94V96H93ZM214 101H215V99H214ZM68 103L71 104V106L74 108L72 109L71 106L69 107ZM114 103H117V102H114ZM97 104H99V105L97 106ZM209 104L211 105V107L213 106L212 107L213 112H211V115L213 114V117H215L218 114L220 115V113H218L219 110L217 111L214 108V104L212 103V101ZM19 107H21V106H19ZM52 108H53V110H52ZM79 108H80V106H79ZM94 109L95 108H93V110ZM208 109L211 110L210 107H208ZM10 110H11V107H10ZM73 110H75L74 112L77 113L78 119L80 117L79 121L76 118L77 116L72 112ZM203 110H202V112H203ZM63 111H65V113H63ZM214 111L218 113V114H215V116H214ZM116 113H117V111L115 112V114ZM204 113H205V111H204ZM204 113H200V114L204 115ZM205 114H207V113H205ZM50 115L53 118V119H51L52 122H50L51 121L50 119L46 120L47 117H49ZM216 117L218 119L219 116H216ZM234 117L237 118L236 116H234ZM14 118H15V116H14ZM14 118H12L13 121H14ZM205 118H208V117L205 116ZM42 119H45L47 124H45V122H44L45 120L42 122L41 121ZM191 119H192V122H191ZM219 119L222 120L221 118H219ZM219 119L217 120V123L220 121ZM127 121H128V123H126ZM153 121H155V120H153ZM156 122H157V120H156ZM163 123H162V125H163ZM202 123H204V125H205V120L204 121L202 120ZM220 123H221V125H220ZM239 124H240V122H239ZM15 125H17V124L15 123ZM222 125H223V120H222V122L221 121L219 122V126H222ZM237 125H238V122H237ZM241 125L242 124H240V127H241ZM226 126H227V124L225 123L224 127H226ZM243 126L245 127L244 124H243ZM8 127H10V126H8ZM141 128H143V127H141ZM248 128L249 127H247V129ZM111 129H110V131L109 130L108 131L110 132V134L112 136L114 135V137H115L116 134H113V132L114 133H116V132L114 130L111 133ZM182 129H184V127ZM185 129H184V131H185ZM189 129L190 128L188 126L186 130H189ZM191 129H193V128H191ZM196 129L194 128V131ZM8 130L10 131V129H8ZM82 130H85V132H83ZM249 130H250V128H249ZM261 132L260 131L257 132L256 130H253V131L250 130V131H248V138L246 137L247 138V139L245 138L246 140H243V138H242L243 141H241V148L240 149L238 148V153H237L239 155V157H238L239 161L236 164L239 167L241 165L243 167L251 165V163L253 161L252 156L254 154H260L261 155V153L263 152L264 142L262 143V141L264 140V132L262 130H261ZM75 134H77V133H75ZM72 135H73V133L70 134L71 138H72ZM262 135H263V137H262ZM78 136H79V138L82 137V135H81V137H80V135H77V138H78ZM85 136H83V137L85 138ZM117 136L118 135H116V137ZM64 137H66V138H64ZM64 137H63L64 140H66L67 137H68V139L70 138L68 136V133H66V136H64ZM137 137H138L136 139L137 142L134 143V146L132 145L133 148H131V152L129 151L131 156L133 155V156L137 157V159H138V163L136 164L137 165L136 168H134L133 166H130L129 164H126L125 163L126 161H124L122 163H118L116 161V159L113 157V155H111L109 153L108 146L103 145L104 143L103 144L100 143L101 145L98 146V147H101V149H102L100 152H98L99 150L96 151L95 148L92 150L88 149L89 150V152H88L85 149H83V148L81 149L80 147H78V148H80V150L77 149L78 152H76L77 150L75 149L76 153L74 152V149H72V151L69 149L68 150L65 149L69 153L71 151L72 156L74 154H76L77 157H75V155H74L75 159L73 160L71 158V156H68V155L66 156V154L63 155V158H62L63 162L61 161V163H63L62 164L63 167L61 166L62 169H58L61 171L60 175L62 177L63 176L65 177V178L63 177V179H61L63 181V183H62L63 186L61 184H57L58 179L54 182L53 181V180H55V179H53L54 177L53 178L51 177L50 180L48 179L47 183H45V182L41 183V184H43V186H44V184H45V186H49L48 191L50 193V197H49V193L47 192L48 197H49V202L51 201L53 203H56V198L58 200L62 199V200H60L61 202H65V200H64L65 198L71 199L70 191L73 187V184H75V181H77V180L79 181V179H83L84 177H87V175L89 178V176L90 177H91V175L93 176L96 173V171H98V170L99 171L103 170V173L105 171L104 175L106 174L105 180H106L107 184H111L113 182H118L120 188L124 189L125 192L127 193V196L125 199L128 201L133 200V198L136 196L134 194V192H136V190H138L139 185H140V183H139L140 176L142 177V175L146 173L148 166L152 163L154 164V162H155V161H153L155 159H153L154 157L152 155L153 148L155 145L147 140V137L143 133V130H141V132H139V135ZM26 138H27V136H26ZM73 138H74V140H78L75 138V135L73 136ZM27 139H29V138H27ZM37 139H38V137H37ZM261 139H263V140H261ZM215 140L216 139L211 140L213 142V143H211V147H212V150L216 149L218 152L219 147L221 148L222 145L220 144V142H218V140H217V142H215ZM159 141L163 145L166 144L164 136H160ZM30 142H31V140H30ZM46 142H48V143L45 146ZM58 143L60 144V142H58ZM69 144H71V143H69ZM209 144H210V142H209ZM77 146H79V144ZM228 146L224 147V149H226V153H227V149H229ZM62 147H64V146H62ZM164 147H166V146H164ZM110 148L117 149V146L111 145ZM167 149H169V148H167ZM193 151H195V150H193ZM65 152L66 151H64V153ZM31 153H33V152H31ZM34 153H35V150H34ZM86 153L87 154L89 153L90 158L86 159V161H85V158L87 157ZM62 154H63V150H62ZM85 154H86V157L84 158ZM33 155H31V156H33ZM39 155H40V157H39ZM226 155H228V154H226ZM21 157H22V155H21ZM24 157H23V162H24V160L27 161ZM33 158H34V156L31 157L30 159H33ZM176 158H177V156H176ZM30 159H29V162H30ZM191 159H192V156H191ZM221 159L223 161L224 158H221ZM33 160H31V161H33ZM176 161L178 163L179 159H176ZM35 162L36 161H34V163ZM54 162L55 161H53V163ZM26 163L27 162L24 163V166H28V165H26ZM174 163H175V161H174ZM179 163L181 164V162H179ZM0 164H1V162H0ZM29 164H31V163H29ZM57 164H58V162H57ZM187 164H188V162H187ZM165 165H166V163H165ZM172 165L175 168L171 169V167H168L171 170V171L169 170L168 175L171 174L170 176L173 175V176H177L178 178H181V180L184 183H186V185L187 184L189 185L190 183L193 184L194 179H196V182L199 185H198V187L197 186L194 187L195 190L192 188L194 190V191L192 190L193 195H195L196 198H201L202 192L200 191L199 187H201L202 182L205 181L206 176H205V178H204V176H202L203 179L199 178V180H198L197 178H194V175H191V173H193V171L190 172L189 171L190 169H188V167H185L186 163H185V165L181 164L180 166H174V164H172ZM175 165H176V163H175ZM233 165L235 166V162ZM52 166L54 167L55 165H52ZM58 166H59V164H58ZM167 166H165V167H167ZM169 166H171V165H169ZM187 166H189V168H190L189 164ZM228 166H229V164H228ZM3 167H2V169H3ZM67 167L73 168L70 170V172H71L70 176H69V172L67 170ZM162 167H160V168H162ZM31 168H30V170L32 171ZM168 168H167V170H168ZM72 170L74 172L73 176H72ZM204 170H205V168H204ZM227 170H228V168L225 169L223 179L218 181L221 187L229 188L232 191L234 190V193H235V191H238V190H244V193H246V191H247L251 194V197L255 196V198H256V196L260 192L258 190V185H259L258 183L260 182V181L258 182V177L252 176V175L238 177V176H236V174L234 175L233 171H231V170L227 171ZM0 171H2V170H0ZM162 171H165V170L163 169ZM2 172H0V174ZM27 173L28 172L25 171V174H27ZM30 173L31 172L29 171V174H27V176H26L27 179L23 175H22L23 178H19L22 180L26 179L25 181L23 180L24 184H25V187H23L24 192L21 191L24 195H26V198H28L29 196H30V198H33L35 195V192H33V190L36 186L34 185V188H32V184L30 182L31 177L29 176ZM40 173H41V171H40ZM83 173H84V176H83ZM127 173H130L131 179L128 178ZM66 174L68 175L69 178L67 177ZM85 174H86V176H85ZM160 174L161 175H158V176L156 175L154 177V180L151 181L152 185L150 186V188L153 192L158 193L159 198L161 200L160 207L158 208V210L163 208L166 205V203H169L171 208H172V211L177 212L176 217H179L178 211H180V208H182V207H180V205H179L180 203H178V204L176 202L172 203V200H170V199H171V197H173L172 196L173 192H171L173 190H170V188H169V182H168L169 178L167 181V174L166 173L162 174L161 171H160ZM205 174L207 175V178H208V176H210L207 173H204V175ZM249 174H250V172H249ZM252 174H253V172H252ZM43 175L45 176V174H43ZM82 176H83V178H82ZM209 178H213V177L211 176ZM3 181H4V179H3ZM9 181H10L9 187L14 191L15 187H16V182L13 179H11ZM127 181L128 182L131 181V183L130 182L128 183ZM48 182H50L49 185H48ZM32 183H34V181ZM58 183H59V181H58ZM263 184H264V181H263ZM17 185H18V183H17ZM39 185H40V183H39ZM21 186H22V183H21ZM21 186L19 185L18 188ZM43 186H40L41 191H43L42 193H44V191H45V189H43ZM261 186H262V184H261ZM4 187H3V189H4ZM259 187H260V185H259ZM3 189H1V190L3 191ZM1 190H0V200L1 199L3 200V192L1 193ZM16 190H18V189H16ZM36 190L37 189H35V191ZM38 191H39V195H40L41 191L39 189H38ZM96 191H98V190H96ZM36 193H38V192L36 191ZM58 193H59V195H58ZM15 194H17L16 191H15ZM36 195H38V194H36ZM39 195H38V198L40 197ZM259 195H260V193H259ZM17 196H18V194H17ZM58 196H59V198H58ZM36 197L33 198V200H32L33 203H32L31 207L34 210H36V212L37 211L42 212V211H44L43 210V203H42V200H40V199H42L43 197H40L39 199ZM108 197L110 198L112 196L109 194ZM181 198H182V195H181ZM186 198H187V196H186ZM188 198H189V196H188ZM20 200H21V197H20ZM20 200L17 202L18 204H19ZM91 200L97 202V199H94L93 197ZM208 200L210 201V199H208ZM16 201H17V198H16ZM46 201H47V199H46ZM209 201H208V203H209ZM3 202L5 205V200ZM180 202H181V204L183 203L182 201H180ZM255 202H254L255 207H257L256 205L259 203L258 202L255 203ZM53 203L51 205H53ZM208 203L206 202V204H202V206L200 205L198 207L187 206V208L185 207V204L183 203L182 206H184V209L187 211V214H190V215H195L197 213L203 214V226H202L201 230L207 235V242L209 244H213L216 241V238H215L217 236L216 233H218V231H220L222 229L220 224L215 222L214 220L216 219V220H220V221L224 222L225 217H224V215L216 213L213 210L211 203H209V204ZM62 204H64V203H62ZM152 204L153 203H151V206H152ZM1 205H2V207H1ZM54 205H56V204H54ZM246 207H248V206H246ZM3 208H4L3 204L0 203V210H3ZM64 209L65 208H63V210ZM53 210H54V208H53ZM61 210H62V208L60 209V212H61ZM158 210L155 209L152 212H157ZM13 211H14V209H13ZM256 211H258V210L256 209ZM17 212H19V211H17ZM56 212H58V211H56ZM3 215H4V213H3ZM18 215H20V214L17 213L16 217ZM48 215H50V214H48ZM244 216H246V215H244ZM7 219H8V217H7ZM18 219H19V217H18ZM244 219L249 221L247 217H244ZM22 220H24V221H19V220L18 221L22 222V224L24 225V222H26L27 220L25 221V217ZM18 221H17V223H18ZM30 221H32V222L29 223V220L26 222V223H28V224H26L27 226H29L30 224H32L34 226L35 223H38L37 221L32 220V218ZM42 223L44 224V222H42ZM18 225H20V224L18 223ZM26 225H24V226H26ZM245 225L246 224H244V226ZM209 226H213L216 230V233H215V231H213V232L209 231V229H208ZM20 227H19L20 231L22 230L24 232L26 230L24 233L22 232L20 234L22 237H23V235L29 234L30 231H32L31 229L34 228V227L31 228V226H30V228H27V227L24 228L22 226H20ZM15 232H17V231H15ZM13 233H14V231H13ZM25 233H27V234H25ZM10 234H11V231H10ZM10 234H9V236H10ZM106 234H107V232L105 231V233L103 232L100 235V242L97 244H102V243L104 244V237ZM230 235H231V233H230ZM5 236H4V238H5ZM235 237L238 239V241L240 243H242V246L245 247V249H246V247H247V249H249L250 254H252L251 252H253V253L255 251L257 252V250L259 248H261L260 246L264 245V229H261V232L259 234H255L251 229V225L249 226L248 223H247V226L245 228L243 227V229L242 228L240 229V231L238 232V235ZM190 238H192V237L190 236ZM231 238L229 239V237H227V240H226L227 243L226 244L228 246H226V249L224 248L225 250H227V248L229 250L231 247L232 248L235 247V242ZM1 241H3V240H1ZM14 243H16V242H14ZM19 243L20 242H18V245L21 246ZM153 243L154 242H153L152 237H151L150 238V245H153ZM97 244H95V245H97ZM180 244H181V241H180ZM180 244L177 245V247L180 248L181 247ZM18 245H17V247H18ZM53 245L54 246L51 245V248H53L54 250H57V245L56 246H55V244H53ZM125 248H126V246L122 242L118 243L116 246H114V245L113 246L112 245H106L105 247L103 246V250L101 251V254L99 255V257L97 258L98 262H99V259L102 260V257H104L106 259V261H104L103 264H129V263L131 264V262H129L131 259L127 260V258L124 257L123 250ZM64 253L69 260V264H85L87 262V260L90 259V256L88 254H86L85 250L83 248H81L80 246L76 247L74 250L73 249L72 250H66V251H64ZM185 253H186V251H185ZM245 255H246V251H245ZM245 255L243 254V256L245 258V259L243 258L244 259L243 262L246 261L249 264L254 263L255 260H254L253 254H252V256H249V255L245 256ZM95 256L96 255L91 256V258H93ZM4 260H5V257L3 260H0V264H8L6 262L7 259L5 261ZM200 261L201 260H198V256H197V259L195 260L194 263L195 264H201ZM17 262L18 261H16V263H15L12 260V264L13 263L17 264ZM153 262H155V260ZM166 262H167V260H166ZM154 264H158V263L155 262ZM167 264H168V262H167Z\"/></svg>",
	"mask_w": 264,
	"mask_h": 264
}]
</instances>
